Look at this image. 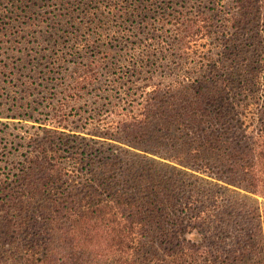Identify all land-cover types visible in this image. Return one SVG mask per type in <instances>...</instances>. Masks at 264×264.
<instances>
[{
	"label": "trees",
	"instance_id": "trees-1",
	"mask_svg": "<svg viewBox=\"0 0 264 264\" xmlns=\"http://www.w3.org/2000/svg\"><path fill=\"white\" fill-rule=\"evenodd\" d=\"M44 1L0 0V23ZM77 1L71 50L133 44L111 67L121 95L76 111L98 60L72 58L59 96L12 102L36 125L0 171V264H264V0H153L155 21L126 0ZM150 56L160 70L126 87Z\"/></svg>",
	"mask_w": 264,
	"mask_h": 264
},
{
	"label": "rangeland",
	"instance_id": "rangeland-1",
	"mask_svg": "<svg viewBox=\"0 0 264 264\" xmlns=\"http://www.w3.org/2000/svg\"><path fill=\"white\" fill-rule=\"evenodd\" d=\"M163 1L164 6L174 9L173 13L179 11V6L187 8L199 5L209 12L213 8L208 0ZM150 2L153 0H126L127 4L137 5L141 11L146 9L145 15L141 14L144 20L155 21L159 9H153L154 3ZM80 4L81 1L77 0H45L39 2L40 7L34 13L13 11L7 13V17L1 18L7 23H0V171L13 170L14 163L29 148L26 145L27 138L23 140V136L32 133L34 128L31 126L36 125L27 117L19 115L23 114V108H16L12 102L20 105L28 99L43 102L46 96H59L71 74L73 62L70 59H76L79 64L86 62L88 58L98 60L94 85L88 86L75 103L78 108L76 111L80 114L85 116L93 112L91 108L94 106L102 105L109 99L112 101L114 97L116 99V96L121 95L116 92L117 81H114L116 76L111 67L118 66L126 50L130 51L133 44L112 40L109 42L111 45L96 42L95 46H79L71 50L68 41H72L76 35L70 34V31L74 30L76 20L73 18ZM141 24L134 23L135 28L129 27L127 35L143 38L146 28L143 21ZM56 42L58 45H54ZM206 48L207 46L203 47L205 50ZM69 50L75 52L73 57L69 56ZM217 52L218 49L214 47L210 51L214 56ZM57 55L65 56V59H51ZM147 60L148 63L137 66L140 73L132 76L126 87L142 85L149 71L153 72L156 68L160 70V59L150 56ZM58 82L63 83L62 86L55 87ZM30 93L33 94L32 98L27 96ZM34 104L32 102L31 107ZM37 108L30 113L39 116L47 110L42 104ZM81 135L89 137L87 134Z\"/></svg>",
	"mask_w": 264,
	"mask_h": 264
}]
</instances>
